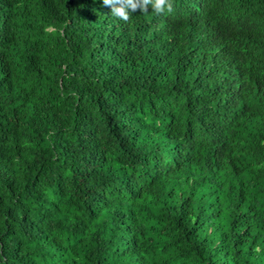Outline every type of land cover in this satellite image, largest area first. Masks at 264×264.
<instances>
[{"label": "trees", "instance_id": "16d2710c", "mask_svg": "<svg viewBox=\"0 0 264 264\" xmlns=\"http://www.w3.org/2000/svg\"><path fill=\"white\" fill-rule=\"evenodd\" d=\"M0 0V264H264V0Z\"/></svg>", "mask_w": 264, "mask_h": 264}, {"label": "clouds", "instance_id": "9594fccd", "mask_svg": "<svg viewBox=\"0 0 264 264\" xmlns=\"http://www.w3.org/2000/svg\"><path fill=\"white\" fill-rule=\"evenodd\" d=\"M104 6L111 9V14L123 22H128L131 15L151 11L155 15H170L174 12L173 0H102Z\"/></svg>", "mask_w": 264, "mask_h": 264}]
</instances>
